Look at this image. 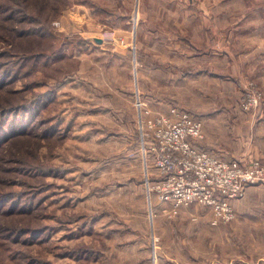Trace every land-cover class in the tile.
Returning a JSON list of instances; mask_svg holds the SVG:
<instances>
[{
  "label": "rangeland",
  "instance_id": "rangeland-1",
  "mask_svg": "<svg viewBox=\"0 0 264 264\" xmlns=\"http://www.w3.org/2000/svg\"><path fill=\"white\" fill-rule=\"evenodd\" d=\"M0 86V264H208L235 219L164 208L141 110L264 166V0H0Z\"/></svg>",
  "mask_w": 264,
  "mask_h": 264
},
{
  "label": "built area",
  "instance_id": "built-area-1",
  "mask_svg": "<svg viewBox=\"0 0 264 264\" xmlns=\"http://www.w3.org/2000/svg\"><path fill=\"white\" fill-rule=\"evenodd\" d=\"M171 111L175 119L144 109L141 145L157 171L156 179L147 176V184L174 210L197 204L212 211L214 226L232 222V201L251 186L264 187V166L259 160L227 161L198 148L194 141L203 139L202 122L175 107Z\"/></svg>",
  "mask_w": 264,
  "mask_h": 264
},
{
  "label": "crops",
  "instance_id": "crops-1",
  "mask_svg": "<svg viewBox=\"0 0 264 264\" xmlns=\"http://www.w3.org/2000/svg\"><path fill=\"white\" fill-rule=\"evenodd\" d=\"M208 36H210V34H208ZM208 40H210V38ZM193 42V46L199 48L195 40H193ZM144 108L145 106L142 108V112ZM141 111L139 113L140 116ZM203 139L194 142L196 145H199V143ZM208 139L209 137L208 135H206L205 140L202 142L205 143L208 141ZM198 145L197 147L200 148ZM202 147L205 148L204 145ZM202 147L200 149H202ZM207 150L212 151L214 153L217 152L222 157H229L226 156L228 155V153L226 152L227 150H224L223 153H221L222 150L215 151L214 149L209 148ZM232 159L233 157L231 156V160ZM257 187L264 189V187L262 186H251L247 189L246 195L242 199L232 201V205L236 213V218L232 222V225L225 229L229 231H226L227 233H225L224 237L226 242L225 248L220 250L215 249L213 251H209V254L207 256V258L209 259L208 264H264V218H260V220L255 223L260 228V235H254L252 233L249 234L244 229L245 227H249V224L252 223L251 221H249V219L245 218L247 214L244 213L246 212V207H250L254 202V199H256L258 203H262L261 205H264V191H260ZM163 206L165 209H173V205L171 203H163ZM210 213L212 214L211 210ZM259 236L261 244H259ZM230 243L232 244L233 248L230 247ZM201 257L206 258V256L204 255L201 256L200 253H195L194 255V259L196 262H199Z\"/></svg>",
  "mask_w": 264,
  "mask_h": 264
},
{
  "label": "trees",
  "instance_id": "trees-1",
  "mask_svg": "<svg viewBox=\"0 0 264 264\" xmlns=\"http://www.w3.org/2000/svg\"><path fill=\"white\" fill-rule=\"evenodd\" d=\"M0 88H3L2 86H0ZM1 108V107H0ZM27 107H25L24 109H26ZM4 113H6V110L3 108L1 109L0 115L2 116Z\"/></svg>",
  "mask_w": 264,
  "mask_h": 264
}]
</instances>
